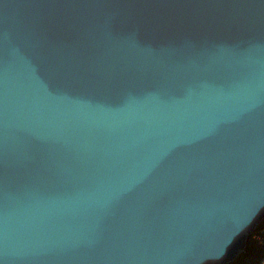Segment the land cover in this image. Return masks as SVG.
I'll list each match as a JSON object with an SVG mask.
<instances>
[{
  "label": "water",
  "instance_id": "water-1",
  "mask_svg": "<svg viewBox=\"0 0 264 264\" xmlns=\"http://www.w3.org/2000/svg\"><path fill=\"white\" fill-rule=\"evenodd\" d=\"M264 219V0H0V264H226Z\"/></svg>",
  "mask_w": 264,
  "mask_h": 264
},
{
  "label": "trees",
  "instance_id": "trees-1",
  "mask_svg": "<svg viewBox=\"0 0 264 264\" xmlns=\"http://www.w3.org/2000/svg\"><path fill=\"white\" fill-rule=\"evenodd\" d=\"M226 264H264V219L248 236L245 250Z\"/></svg>",
  "mask_w": 264,
  "mask_h": 264
}]
</instances>
